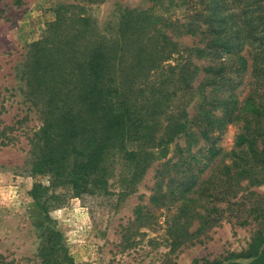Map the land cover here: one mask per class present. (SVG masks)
Returning a JSON list of instances; mask_svg holds the SVG:
<instances>
[{"label": "trees", "instance_id": "16d2710c", "mask_svg": "<svg viewBox=\"0 0 264 264\" xmlns=\"http://www.w3.org/2000/svg\"><path fill=\"white\" fill-rule=\"evenodd\" d=\"M76 1L99 5L104 0ZM163 1L174 8L189 3L151 0L153 5ZM54 14V21L30 45L21 72L23 93L42 110L26 170L33 180L29 196L45 214V222L36 225L39 264H78L61 234L48 225L40 203L47 187L40 179L48 177L49 187L67 188L90 212L109 205L114 192L108 189L107 162L118 153L123 162L141 163L139 147L147 141L159 94L163 100L178 92L195 95L192 120L197 134H187L186 150L177 146L172 158L157 165L148 205L135 207L133 222L151 228L158 220L154 212L164 210L170 252L199 243L200 236L223 221L231 223L232 217L234 225H248L246 218L232 214L260 210L246 209L242 201L253 194L250 187L264 184V0H207L205 14L195 13L181 24L165 23L158 37L150 34L153 27L146 15H121L117 31L106 36L94 30L82 8L61 6ZM166 33L196 42L179 48ZM174 55L167 87H148V78ZM246 74L252 88L240 101L236 90ZM233 123L241 124L235 150L221 157L214 133ZM197 137L206 146V171L190 152ZM131 144L139 150H127ZM226 158L230 164H224ZM259 237L246 255L230 254L229 264L240 259L264 264V239Z\"/></svg>", "mask_w": 264, "mask_h": 264}, {"label": "rangeland", "instance_id": "374dc122", "mask_svg": "<svg viewBox=\"0 0 264 264\" xmlns=\"http://www.w3.org/2000/svg\"><path fill=\"white\" fill-rule=\"evenodd\" d=\"M206 2L189 0L182 7L174 8L167 1L153 5L151 0H104L99 5H86L76 0H0V264H39L40 230L36 225L45 222V214L29 196L33 180L27 176L26 170L41 127L42 110L23 93L25 85L21 72L30 45L38 41L46 26L54 21L55 10L61 6L82 8L90 17L94 30L106 36L117 31L121 15H146L153 27L150 34L158 37L165 23L179 20L181 24L195 13L205 14ZM166 34L170 37L168 41L179 48H189L196 42L190 37L175 39ZM166 44L168 50L167 41ZM173 58L176 55L163 63L157 74L148 78V87L154 85L156 91L167 87L171 78L168 66L176 65ZM201 65L197 63V66ZM251 83L252 79L246 74L236 90L240 101L248 95ZM195 102L193 93L178 92L167 100L157 95L154 105L158 109L150 118L147 141L139 147L143 155L139 159L141 163L123 162L118 153L112 154L107 162L108 189L114 192L107 206H95L90 212L67 188H52L48 177L40 179L42 186L47 187L40 203L49 216L48 225L61 234L63 245L76 263L193 264L197 260V264H201L205 260L229 264L233 262L230 254L246 255L257 246L259 236L264 239V212L261 211L264 208V184L250 187L253 194L242 201L246 209L260 210L232 214L246 218L248 225L238 227L233 224L235 219L232 217L231 223L223 221L200 236L199 243L173 252L169 251L164 210L154 212L158 220L151 228L133 222L135 207L148 205L157 165L172 158L177 153V146L186 150L187 134H197L192 120ZM240 127L241 124L233 123L214 133L221 157L235 150L234 142ZM191 144L194 145L191 154L199 162V167L206 171V146L198 137ZM126 149L139 150L132 144ZM230 163L229 158L224 160V164ZM242 194L240 192L237 196ZM260 212L258 220H253ZM236 262L256 264L253 259Z\"/></svg>", "mask_w": 264, "mask_h": 264}]
</instances>
